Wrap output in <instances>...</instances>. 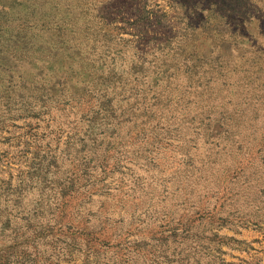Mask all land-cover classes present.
<instances>
[{
  "label": "rangeland",
  "instance_id": "1",
  "mask_svg": "<svg viewBox=\"0 0 264 264\" xmlns=\"http://www.w3.org/2000/svg\"><path fill=\"white\" fill-rule=\"evenodd\" d=\"M0 264H264V0H0Z\"/></svg>",
  "mask_w": 264,
  "mask_h": 264
}]
</instances>
